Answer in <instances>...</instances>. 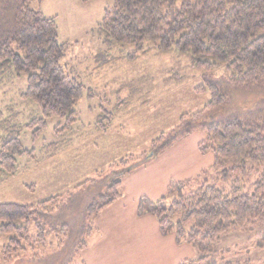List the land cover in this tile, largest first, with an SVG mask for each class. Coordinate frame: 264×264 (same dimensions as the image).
<instances>
[{"label": "trees", "instance_id": "trees-1", "mask_svg": "<svg viewBox=\"0 0 264 264\" xmlns=\"http://www.w3.org/2000/svg\"><path fill=\"white\" fill-rule=\"evenodd\" d=\"M43 1L0 0V95L19 93L0 109V185L20 172L19 158L36 153L23 150L21 137L26 130L32 131L35 141L46 132L47 119L64 120L65 124L56 127L55 141L39 148L43 160L67 149L70 135L77 137L80 131L75 128L80 121L75 106L83 97L84 87L61 66L68 44L59 42L56 19L31 9L34 2ZM113 1V10H106L97 28L105 49L99 52L102 57H111L114 48L125 44H134L144 54L156 51L172 58L185 56L191 69L203 72V83L196 91L210 94L204 108L182 114L178 126L153 140L149 159L199 129L207 134L200 151L213 153L216 165L221 161L232 164L222 175L262 168L247 188L240 181L228 189L205 181L198 189L186 191L188 182H180L170 203L167 198L154 203L142 199L138 214L153 215L163 234L173 231L177 242L197 250H210L231 232L264 226V106L243 103L223 120L215 119L219 110L232 102V96L235 102V96L240 99L242 93L248 98L264 95V0ZM23 75L27 76L24 90L20 88ZM129 87L132 92L136 89ZM102 120L97 119L99 132L106 130ZM126 161L112 164L111 169L127 168ZM97 177L78 186L73 194L56 195L36 205L0 202V234L8 236L3 259L12 261L34 254L36 244L45 246L49 235L58 238L61 227L68 231L67 224L58 223L67 204L81 190L98 189L86 208L80 239L68 264L80 260L94 233L92 218L122 198L121 177L109 175L100 180L101 172ZM54 215L58 216L56 221ZM173 216L178 220L171 227ZM198 263L215 264L207 257Z\"/></svg>", "mask_w": 264, "mask_h": 264}, {"label": "rangeland", "instance_id": "rangeland-1", "mask_svg": "<svg viewBox=\"0 0 264 264\" xmlns=\"http://www.w3.org/2000/svg\"><path fill=\"white\" fill-rule=\"evenodd\" d=\"M113 8V0H44L42 4L34 2L31 5V9L56 19L59 42L68 44L61 66L67 72H72V77L84 87L83 97L75 106L80 120L75 128L78 127L80 131L77 137L76 134L70 135L72 141L67 149L52 159L43 160L44 154L39 152V148L55 141L56 127L65 124L64 120L58 117L47 119L46 132L35 141L32 131L26 130L21 137L23 150H35L36 153L18 159L20 172L0 185V202L36 205L56 195L66 197L75 193L78 186L98 178L97 172H101L100 180L109 175L122 178L121 199L126 195L125 182L132 183L134 180V184H145L131 187L138 195V208L142 199L154 203L167 198L170 203L177 195L178 184L184 181L188 182L186 191L198 189L205 181L225 189L230 188L235 181H240L246 188L250 187L262 168L250 170L246 174L237 171L222 175L232 164L221 161L216 165L213 153L200 151L199 147L206 142L207 134L199 129L191 130L149 159L153 140L162 132L168 134L178 126L182 114L204 108L210 100V94L204 90L196 91L203 83V72L191 69L190 60L185 56L172 58L156 51L144 54L134 44H125L114 48L111 57H102L99 52L105 49L97 28L106 10L112 11ZM20 84L24 90L26 75L20 78ZM129 85L136 89L132 92ZM10 93L8 91L7 97L6 94L0 95V109L8 106L16 94L19 95L18 91ZM243 103L264 106V95L248 98L247 93H242L240 99L235 96V102L232 96V102L219 110L215 119L223 120L236 112L237 105ZM99 117L100 120L103 118L104 132L96 129ZM169 152L177 158L180 156L181 166L187 167L183 174H176L167 183L160 178V162L166 157L170 158ZM121 160H127V168L114 166L111 169L112 164ZM97 190L85 189L75 195L66 209H62H65L61 214L63 217L58 218V223L68 225V231L61 227L57 231L58 238L49 235L45 246L36 244L34 254L29 250L30 253L22 259L5 261L2 249L8 242V236L0 234V264H68L80 239L86 208L99 193ZM127 207H109L92 218L94 233L88 239L86 251L80 260H75V264H157L154 262L160 256L158 247L144 252L136 249L137 243H142V240L124 237L131 227L129 217L133 215L131 203ZM142 216L157 219L151 214ZM57 217L54 215L52 218L56 221ZM100 219L103 220L101 225L109 237V243L99 249L105 248L106 253L90 256L91 262L86 257L87 249L98 246L104 237L99 229ZM177 220L173 216L170 226L173 227ZM231 233L222 236L210 250L191 247V251H183L186 259L181 263L188 261L186 264H197L201 258L207 257L209 262L215 264H264V226ZM172 234L173 231L168 233ZM155 236L150 229L149 234L144 233V242L154 243ZM116 242L123 245L117 247ZM126 247L127 252H123L121 248Z\"/></svg>", "mask_w": 264, "mask_h": 264}, {"label": "crops", "instance_id": "crops-1", "mask_svg": "<svg viewBox=\"0 0 264 264\" xmlns=\"http://www.w3.org/2000/svg\"><path fill=\"white\" fill-rule=\"evenodd\" d=\"M170 153V152H169ZM167 153L169 157L164 158L163 161L160 163V178L164 181L169 183L171 178L175 176L176 174L181 175L183 174V170H186V165L181 166V157L177 156L173 153ZM166 154V155H167ZM164 174H169L167 176H164ZM167 177V178H166ZM134 179V177H131ZM130 179V178H129ZM125 192L126 195L124 196L123 199L118 201L115 205H113L110 208L114 207H119V208H125L127 207L128 204L131 203V212H132V217H129L131 219V227L128 228L129 232L124 236L125 238H130V239H136V240H142V243H137L136 249H141L144 252H150L155 249V247H158L157 250L160 254L159 257L156 258L154 263L157 264H180L183 260L186 259V254L183 251L189 252L191 251V246L188 244H182L177 242L176 237L174 234L168 235V234H163L161 230L159 229V225L157 222V219H153L152 216H139L138 214V205H137V198L138 195L135 191L131 190V187L133 186H145V184H134V180L132 183L129 181L125 182ZM109 208V209H110ZM128 208V207H127ZM104 219V218H103ZM156 221V222H155ZM102 222L103 220L100 219L99 223V229L101 233H103V240L98 244V246L95 245L93 249H87V254L86 257L89 261L92 262V255H98V254H103L106 253L107 250L105 248L103 250H99L109 243V237L106 235V231L103 230L102 228ZM152 229V232L156 234L155 236V242H144V233L147 235L149 234V230ZM136 236V238H134ZM106 240V242H105ZM120 241V240H119ZM132 241V240H130ZM105 243V245H104ZM104 245V246H103ZM115 245L117 247L122 246L123 244H120V242H116ZM114 246V244H112ZM113 248V247H112ZM122 251L127 252V247L126 248H121ZM111 252V250H110ZM91 256V257H90Z\"/></svg>", "mask_w": 264, "mask_h": 264}]
</instances>
